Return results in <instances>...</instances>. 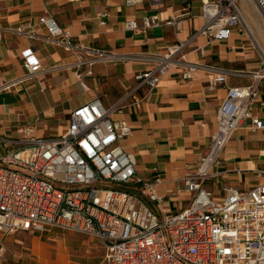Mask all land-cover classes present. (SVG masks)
Wrapping results in <instances>:
<instances>
[{
    "label": "crops",
    "instance_id": "1",
    "mask_svg": "<svg viewBox=\"0 0 264 264\" xmlns=\"http://www.w3.org/2000/svg\"><path fill=\"white\" fill-rule=\"evenodd\" d=\"M203 9L202 0H142L135 5L127 0H0V139L23 138L18 129L26 125L35 127L36 136L60 134L73 108L98 96L107 108L124 99L112 116L132 127L122 146L134 154L137 172L156 181L160 201L147 200L159 214H176L190 205L194 192L184 184L190 174L218 200L226 184L250 190L264 183V129L253 128L250 120L229 139L220 163H210L205 175L199 172L228 89L256 81L264 99V77L254 76L264 73V35L263 40L257 37L241 7L254 38L235 28L228 39L210 41L201 32ZM105 11L109 16L103 24L100 14ZM47 12L74 43L109 55L90 67L92 74L85 65L77 69L75 54L43 38L47 28L41 19ZM156 15L159 22L143 25L145 17ZM126 20L137 21L139 28L125 27ZM21 28L23 32L16 31ZM178 40H190L186 59L200 64L193 77L183 79V64L178 63L156 87L139 85L136 74L154 64L149 57ZM27 49L41 62L32 76L24 65ZM218 73L226 79L212 86L208 75ZM254 112L264 119V106L257 103ZM11 146L0 141V154ZM0 242V264H105L106 251L96 237L60 228L7 236L0 231Z\"/></svg>",
    "mask_w": 264,
    "mask_h": 264
},
{
    "label": "built area",
    "instance_id": "2",
    "mask_svg": "<svg viewBox=\"0 0 264 264\" xmlns=\"http://www.w3.org/2000/svg\"><path fill=\"white\" fill-rule=\"evenodd\" d=\"M252 1L264 20V0ZM202 2L205 25L201 32L210 41L228 39L235 28L254 38L239 0ZM108 16L102 12L101 23ZM159 20L158 15L148 16L143 25L152 26ZM41 22L47 28L43 38L75 54L77 69L85 65L86 73L92 74L90 67L109 56L101 49L74 43L52 12ZM124 25L139 28L135 20H126ZM189 42L178 40L167 45L162 54L149 57L154 64L136 74L139 85L156 87L178 63L183 64L182 78L191 79L200 64L186 59ZM256 46L260 49L258 43ZM199 51L206 54L204 48ZM23 58L27 73L35 75L41 67L40 58L31 49L23 51ZM254 76L262 78L264 73ZM208 77L212 86L226 79L222 73ZM259 96L256 81L228 89L217 111V129L200 174H206L210 163H220L227 142L248 120L253 128L264 129V119L254 112L257 103L264 106ZM124 101L107 108L98 96L73 108L60 134L36 136L35 127L26 125L18 129L23 138L0 139L12 143L0 154L3 235L26 230L41 233L49 228L88 234L103 245L105 264H264V183L250 190L226 184L224 196L218 200L190 174L184 181L185 188L194 192L190 205L176 214H159L147 200L160 201L156 181L137 172L134 154L122 146L132 127L112 116ZM3 252L0 242V260Z\"/></svg>",
    "mask_w": 264,
    "mask_h": 264
},
{
    "label": "rangeland",
    "instance_id": "3",
    "mask_svg": "<svg viewBox=\"0 0 264 264\" xmlns=\"http://www.w3.org/2000/svg\"><path fill=\"white\" fill-rule=\"evenodd\" d=\"M239 4L251 19L250 22L252 23L255 34L260 38V40H263L261 35H264V23L260 20L255 8L252 6L249 0H239Z\"/></svg>",
    "mask_w": 264,
    "mask_h": 264
},
{
    "label": "bare ground",
    "instance_id": "4",
    "mask_svg": "<svg viewBox=\"0 0 264 264\" xmlns=\"http://www.w3.org/2000/svg\"><path fill=\"white\" fill-rule=\"evenodd\" d=\"M248 24V23H247Z\"/></svg>",
    "mask_w": 264,
    "mask_h": 264
}]
</instances>
